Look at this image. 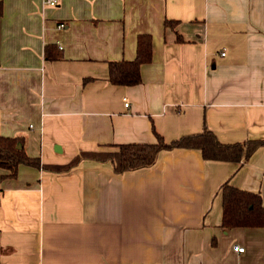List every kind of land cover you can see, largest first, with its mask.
<instances>
[{
  "label": "crops",
  "instance_id": "0c3cea01",
  "mask_svg": "<svg viewBox=\"0 0 264 264\" xmlns=\"http://www.w3.org/2000/svg\"><path fill=\"white\" fill-rule=\"evenodd\" d=\"M143 34L142 83L111 84ZM205 129L264 141V0H0V137L46 168H0V264H264V228L222 227L225 185L264 205V147L240 164L175 149L124 174L47 168Z\"/></svg>",
  "mask_w": 264,
  "mask_h": 264
},
{
  "label": "trees",
  "instance_id": "16d2710c",
  "mask_svg": "<svg viewBox=\"0 0 264 264\" xmlns=\"http://www.w3.org/2000/svg\"><path fill=\"white\" fill-rule=\"evenodd\" d=\"M178 22L165 20L164 28L173 30ZM178 41L183 42L178 35ZM49 60H58L59 56H49ZM153 59L152 36L143 34L138 37L137 54L133 61H114L109 64V80L116 86H137L142 83L141 68ZM157 143L151 145H122L118 151L110 153H85L77 156L69 165L63 167H47L55 172H67L77 166L83 159H94L110 162L117 174L134 172L153 167L161 152L175 149L199 151L205 161L231 162L240 164L249 160L260 148L264 141H249L245 144H223L216 135L208 129L202 133L182 137L166 143L156 133ZM18 145L22 149H18ZM26 165L35 168H45L39 159L30 158L24 149L23 140L19 138L0 137V168L12 172L16 176L18 167ZM46 169V168H45ZM223 198V229L230 231L235 228H264V205L259 194L244 192L225 185L222 189Z\"/></svg>",
  "mask_w": 264,
  "mask_h": 264
},
{
  "label": "built area",
  "instance_id": "2783aa9c",
  "mask_svg": "<svg viewBox=\"0 0 264 264\" xmlns=\"http://www.w3.org/2000/svg\"><path fill=\"white\" fill-rule=\"evenodd\" d=\"M44 4L50 7H57L59 4V0H44ZM60 29H64L65 25H60L59 26ZM225 54H223L224 56ZM126 107L129 106V104H125ZM234 251L238 252V253H243L245 250L242 247H234Z\"/></svg>",
  "mask_w": 264,
  "mask_h": 264
},
{
  "label": "water",
  "instance_id": "95a60500",
  "mask_svg": "<svg viewBox=\"0 0 264 264\" xmlns=\"http://www.w3.org/2000/svg\"><path fill=\"white\" fill-rule=\"evenodd\" d=\"M18 149H22V146L21 145H18Z\"/></svg>",
  "mask_w": 264,
  "mask_h": 264
}]
</instances>
